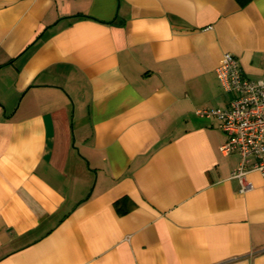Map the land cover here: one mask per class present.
<instances>
[{
  "label": "crops",
  "instance_id": "obj_1",
  "mask_svg": "<svg viewBox=\"0 0 264 264\" xmlns=\"http://www.w3.org/2000/svg\"><path fill=\"white\" fill-rule=\"evenodd\" d=\"M0 0V264H264L216 64L264 76V0Z\"/></svg>",
  "mask_w": 264,
  "mask_h": 264
},
{
  "label": "built area",
  "instance_id": "obj_2",
  "mask_svg": "<svg viewBox=\"0 0 264 264\" xmlns=\"http://www.w3.org/2000/svg\"><path fill=\"white\" fill-rule=\"evenodd\" d=\"M238 58L224 52L216 64V77L231 94L225 108H196V116H215L219 128L226 136L219 150L223 154L237 153L239 160L230 173L238 182V192L252 189L248 174H264V76L252 79L245 76Z\"/></svg>",
  "mask_w": 264,
  "mask_h": 264
},
{
  "label": "trees",
  "instance_id": "obj_3",
  "mask_svg": "<svg viewBox=\"0 0 264 264\" xmlns=\"http://www.w3.org/2000/svg\"><path fill=\"white\" fill-rule=\"evenodd\" d=\"M246 1H247V0H245V1H242V2H241V4H242V5H244V3H246Z\"/></svg>",
  "mask_w": 264,
  "mask_h": 264
}]
</instances>
